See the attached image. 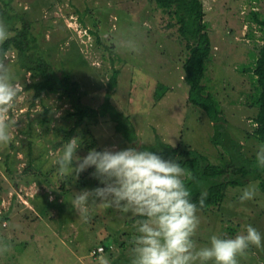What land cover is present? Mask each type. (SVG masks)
Returning a JSON list of instances; mask_svg holds the SVG:
<instances>
[{"label":"rangeland","instance_id":"obj_1","mask_svg":"<svg viewBox=\"0 0 264 264\" xmlns=\"http://www.w3.org/2000/svg\"><path fill=\"white\" fill-rule=\"evenodd\" d=\"M202 2L212 46L210 90L220 102L227 129L242 143L245 155L256 159L261 144L254 133L258 108L249 100L252 70L264 45V28L255 20V15L264 16V0ZM10 9L13 20L0 17L9 37L27 18L40 55L78 83L81 105L104 110L76 127L72 136L83 141L79 155L93 147L156 151L168 145L198 150L215 164L228 161L211 141L214 122L188 100L183 65L189 49L172 9L156 0H13ZM0 61L10 66L21 88L15 112L6 114L15 121L11 140L0 145V264H98L101 256L109 264H130L138 218L98 204L90 205L85 218L72 207L71 198L75 191L97 185L89 175L92 169L73 180L60 176L52 163L77 119L72 102L57 93L35 98L27 86L39 78L21 66L16 48ZM245 189L253 197L241 201ZM196 215V247L207 245L211 235L243 234L251 224L262 234L261 246L250 245L237 262L264 264L259 180L229 186L219 205L197 209Z\"/></svg>","mask_w":264,"mask_h":264},{"label":"clouds","instance_id":"obj_2","mask_svg":"<svg viewBox=\"0 0 264 264\" xmlns=\"http://www.w3.org/2000/svg\"><path fill=\"white\" fill-rule=\"evenodd\" d=\"M9 35L8 26L0 23V42ZM20 93L10 66L0 61V145L11 140L15 121L6 114L15 112ZM82 143L81 137H70L52 163L60 176L73 180L92 169L89 175L97 185L75 191L71 198L72 207L85 218L92 204L112 206L138 218L130 264H238L237 256L250 245L261 246V232L249 224L243 234L231 238L211 235L207 245L196 247L192 237L199 223L197 204L185 183L192 174L177 159L137 146L119 150L93 147L81 156ZM255 157L264 165V143L257 145ZM205 196L200 193L201 206ZM252 197L253 191L245 189L239 199ZM98 264H109V260L98 257Z\"/></svg>","mask_w":264,"mask_h":264},{"label":"trees","instance_id":"obj_3","mask_svg":"<svg viewBox=\"0 0 264 264\" xmlns=\"http://www.w3.org/2000/svg\"><path fill=\"white\" fill-rule=\"evenodd\" d=\"M13 0H0V17L13 20L9 14ZM163 8L172 9V14L179 26L180 36L187 42L189 49L184 68V80L188 85V100L203 109L214 122V133L211 141L228 157L224 164H215L208 156L195 149L181 151L179 146H166L156 150L165 158L177 159L178 155H187L177 159L182 167L191 171V179L185 181L190 190L191 199L197 204V209L208 210L219 205L226 194V189L244 186L249 181L259 180V187L264 192V165L249 158L243 152V145L237 141L226 127V117L218 98L210 90L208 84V62L211 59V38L207 31L205 11L202 0H156ZM255 20L264 28V16L255 15ZM37 37L31 31L30 22L23 17V26L16 33L4 40L0 45V57L11 49L18 51L19 61L23 68L33 73L39 79L27 87L34 90V97L44 93H57L66 97L75 108L77 115L75 125L67 132L69 139L74 135L76 127L81 126L86 117L94 118L104 110L91 109L82 106L78 97V83L64 71L57 72L54 66L38 51ZM254 92L250 95V105L258 108L255 136L264 143V45L260 49L254 69ZM117 72L113 73L112 83L116 84ZM121 129V125H117ZM228 176V177H224ZM205 192L204 204H199L200 193Z\"/></svg>","mask_w":264,"mask_h":264},{"label":"built area","instance_id":"obj_4","mask_svg":"<svg viewBox=\"0 0 264 264\" xmlns=\"http://www.w3.org/2000/svg\"><path fill=\"white\" fill-rule=\"evenodd\" d=\"M99 251H103V247H100V248H99Z\"/></svg>","mask_w":264,"mask_h":264}]
</instances>
